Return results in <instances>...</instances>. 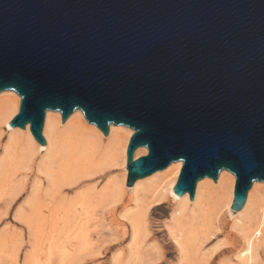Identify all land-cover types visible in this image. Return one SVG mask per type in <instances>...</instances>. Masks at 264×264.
Wrapping results in <instances>:
<instances>
[{
  "label": "water",
  "instance_id": "1",
  "mask_svg": "<svg viewBox=\"0 0 264 264\" xmlns=\"http://www.w3.org/2000/svg\"><path fill=\"white\" fill-rule=\"evenodd\" d=\"M6 91L42 146L49 111L132 130L129 188L182 162L173 191L194 201L228 171L240 212L264 183V0H0Z\"/></svg>",
  "mask_w": 264,
  "mask_h": 264
},
{
  "label": "bare ground",
  "instance_id": "2",
  "mask_svg": "<svg viewBox=\"0 0 264 264\" xmlns=\"http://www.w3.org/2000/svg\"><path fill=\"white\" fill-rule=\"evenodd\" d=\"M20 104L21 98L15 92L0 94V120L11 132L4 147L0 139V148L3 147L0 188L11 187L16 173L28 169L42 153L43 157L35 165L37 172L44 177L42 180L47 182L45 192L40 179L35 185L33 201L29 203L34 208L33 218L26 217L21 209L16 215V219L29 228L32 240L33 250L26 256V264H32L38 257L47 262L65 263L73 256L72 251L76 254L89 248L91 241L82 229V218L92 220L97 215L98 205L106 202L119 204L128 192H133L136 206L122 217L131 227L132 250L139 246L151 214L168 200L176 206L168 228L178 245L181 262L200 245L199 234L207 236V239L215 235L223 209L234 220V227L243 233L247 264H252L259 251L264 249V183L255 182L244 208L234 212L231 207L236 179L228 171L220 173L217 183L209 178L200 181L194 201L190 200L189 194L179 197L173 191L183 167L182 162H177L162 172L139 180L131 188L124 186L128 177L126 170L123 184L111 181L102 191L90 188L74 200L64 198L57 203V194L63 188H72L83 178H92L106 169L124 166L133 131L125 126L111 125L109 135L105 137L95 125L87 122L80 110L74 112L66 123L62 122L61 113L49 111L43 130L46 145L42 146L32 135L30 125L25 130L10 127ZM140 154L146 155L147 150H137L134 161ZM12 189L14 200L22 190L14 185ZM78 219L81 221L76 222ZM75 227L78 229L73 238L75 244L69 247L63 235H68L67 230L72 231ZM4 241V236H0V252L6 248Z\"/></svg>",
  "mask_w": 264,
  "mask_h": 264
},
{
  "label": "rangeland",
  "instance_id": "3",
  "mask_svg": "<svg viewBox=\"0 0 264 264\" xmlns=\"http://www.w3.org/2000/svg\"><path fill=\"white\" fill-rule=\"evenodd\" d=\"M10 134L8 126L0 120V139H2L3 147L8 142ZM2 146L0 158L3 155ZM43 155L44 153L38 157L39 159L37 158L34 164L31 163L28 169L16 173L13 185L22 191L14 200L12 184H10L11 187L0 188V236H4L6 244V248L0 252L2 264H14V262L15 264H26V256L33 250L29 228L18 221L16 215L21 209L26 217L33 218L34 208L29 203L33 201L35 185L41 180L43 192L47 189V182L42 180L44 177L37 172L38 162ZM143 156L145 155L140 154L137 158ZM124 159L126 160L124 166L106 169L92 178H83L72 188H63L57 194L56 202L59 203L64 198L74 200L79 194L94 187L98 192L102 191L111 181L123 184V177L127 170V151ZM124 186L127 187V179ZM132 193L128 192L119 204H107L106 202L98 205L97 215L92 220L82 218L84 221L82 229L91 241L89 248L76 254L72 251L73 256L65 263L47 262L38 257L39 260L34 258L32 264H247L243 233L234 227V220L228 215L226 209H223L219 216L218 230H215V235L207 239V236L205 238L203 234H199L200 245L191 250L181 262L178 245L168 228L176 207L172 200H168L161 209L151 214L139 246L132 250L131 227L122 217L136 206ZM138 196L140 197L139 194ZM80 221L81 219H78L76 222ZM67 232L68 235H63V240L70 247L72 243L75 244L73 238L78 229L75 227L74 230H67ZM252 264H264V249L259 251Z\"/></svg>",
  "mask_w": 264,
  "mask_h": 264
}]
</instances>
